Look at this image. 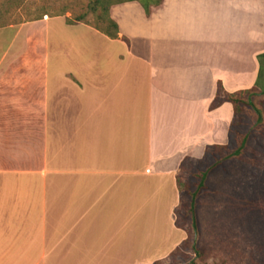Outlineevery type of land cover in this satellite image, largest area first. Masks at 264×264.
Here are the masks:
<instances>
[{"label":"crops","instance_id":"0c3cea01","mask_svg":"<svg viewBox=\"0 0 264 264\" xmlns=\"http://www.w3.org/2000/svg\"><path fill=\"white\" fill-rule=\"evenodd\" d=\"M142 2L112 3L116 40L0 26V264H155L187 239L180 167L228 144L233 107L210 106L255 85L264 0Z\"/></svg>","mask_w":264,"mask_h":264},{"label":"rangeland","instance_id":"374dc122","mask_svg":"<svg viewBox=\"0 0 264 264\" xmlns=\"http://www.w3.org/2000/svg\"><path fill=\"white\" fill-rule=\"evenodd\" d=\"M96 1L0 0V26L29 22L44 16H65L72 23L101 26L99 17L104 11L94 4ZM103 1L108 5L119 0ZM144 1L154 3L159 0ZM257 104L264 112V99H259ZM255 125L256 117L246 113L242 131H251V137L243 164L248 168L253 166L250 172L258 177L264 173V124L262 128H255ZM243 179L242 185L235 189L239 197L232 190L225 193L221 189L217 198L210 192L202 197L201 256L191 251L190 241L185 250L160 264H264L263 205L260 203L256 208L250 206L249 195L256 188L247 185L246 176ZM262 192L260 189L257 196L264 201Z\"/></svg>","mask_w":264,"mask_h":264},{"label":"trees","instance_id":"16d2710c","mask_svg":"<svg viewBox=\"0 0 264 264\" xmlns=\"http://www.w3.org/2000/svg\"><path fill=\"white\" fill-rule=\"evenodd\" d=\"M142 1V6L147 16H150L152 9L159 4H150V1ZM112 3L106 5L103 0L94 2L96 6L103 8L104 13L99 17V21L102 25L92 27L109 39L116 40L119 38L118 25L109 15ZM67 23L71 25L75 24L68 19ZM258 62V78L251 89L236 93H228L223 86L219 84L215 99L210 106V110H215L225 103H230L233 107L234 117L229 129L228 144L226 146H209L202 159L186 158L181 164V172L178 176L181 202L175 210V214L176 226L187 233V239L170 255V257H174L185 250L186 245L190 241L191 251L195 255L201 256V199L209 192L213 193L217 198L219 197L220 189L225 193L228 190H232L236 196L239 197L240 195L235 189H237L239 185H242L243 178L246 176L247 185L256 188L252 195L248 194L250 206L256 208L258 207L257 205L261 203L263 205V209H261L264 211V201L257 196L260 189H262V197H264V173L256 177L250 172L253 166L252 168H248V166H244L243 164V158L246 154L251 137V131H242V127L244 126V115L249 112L256 117L255 128H262L264 124V112L257 104L259 99H264V54L258 57ZM262 146L264 145L262 144ZM242 168H244V170H242ZM186 173L187 175H185ZM155 264H160V262H156Z\"/></svg>","mask_w":264,"mask_h":264}]
</instances>
